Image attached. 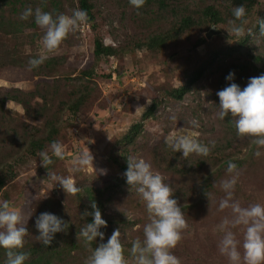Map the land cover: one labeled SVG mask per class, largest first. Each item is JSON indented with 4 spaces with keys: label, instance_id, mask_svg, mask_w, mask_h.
<instances>
[{
    "label": "rangeland",
    "instance_id": "374dc122",
    "mask_svg": "<svg viewBox=\"0 0 264 264\" xmlns=\"http://www.w3.org/2000/svg\"><path fill=\"white\" fill-rule=\"evenodd\" d=\"M115 1L89 0L93 4L95 30L93 31L87 23L81 25L68 35L58 50L47 54L48 58H66L65 64L58 69V78L68 80L80 75L81 71L93 70L92 82L97 86L94 94L96 99H92L93 103L91 102L89 110L74 118L76 127L69 132L66 142L63 143L65 147L63 160L55 157L53 163L46 168L41 165L38 156L19 158L16 163L11 162L14 177L1 190L0 203L8 201L10 206L19 209L22 224H25L30 216L25 249L39 243L36 240V228H31L30 222L35 224L41 213H59L70 218L79 214L74 194L65 193L59 183L53 187V182L48 179V173L64 177L73 176L77 186L87 185L92 179L107 177L115 179L121 176L117 167L110 164V155L115 151L120 152L122 148H119L118 141L132 124L141 121L142 132L135 144L128 148L126 156L135 154L146 161L156 145L162 140L165 142L168 135L178 132L181 127L188 128L193 118L199 121L200 126L195 129L199 136H203L216 125L218 109L215 107L217 89L214 72L217 65L227 62L228 59L222 55H215L230 48L238 38L234 39L231 34H226L215 27L219 33L207 39L206 34L210 29H193L161 51L137 49V43L145 36L138 25L139 12L134 11V7H126L124 0H118L122 6L116 5ZM223 1L228 3L232 0ZM61 2L62 11L59 14L71 15L73 10L79 9L78 0ZM259 5L257 12H260V9L263 12L264 0H260ZM257 15L251 18L252 22L258 18ZM154 26L159 31L169 28L167 23L158 25L155 23ZM154 26L149 29L156 30ZM24 29L17 46L20 48L22 61L26 62L29 58L43 53L44 29L37 27L35 32L38 34L37 37H31L32 30H28L27 27ZM96 37L104 45L120 49L118 55L96 59L93 54ZM254 47L257 52L261 51L258 45ZM121 49L128 50L125 52ZM200 67H207L206 71L201 79L192 85L188 95L181 101L166 98L158 105L152 117L142 120L143 113L150 107L153 99L161 100L163 89L181 87L188 80L187 76ZM44 81L45 78L33 76L27 67L0 69L2 92L9 89L29 92L36 84ZM60 92L62 93V90ZM5 112L7 116L23 114L20 105L14 102L6 103ZM173 114L177 117L175 121L170 119ZM25 122L30 121L25 119ZM251 140L250 137L242 136L231 150L219 156L221 159L235 157L243 160L242 167L237 168L239 177L234 199L245 207L250 203H264V155L257 158L249 154L247 149L251 147ZM86 147L94 157V168L70 172L73 159L81 152L87 151ZM261 151L264 152V149ZM153 165V170L160 173L158 171L160 169ZM213 170L214 168L210 169L211 174ZM160 174L173 191H176L172 184L174 177L163 171ZM210 176L207 173L196 182L186 180L188 184L184 185L179 194L178 205L187 209L185 218L188 227L182 232V238L172 252L180 258L182 264H228L227 259L218 251L220 234L215 231V226L222 218L231 215L230 209L223 211L218 209L219 201L224 197L219 182L228 178V174L226 170H221L209 181ZM91 182L93 181L89 183ZM205 192L212 193L213 198L208 200ZM101 197L104 216L117 218L121 222V242L124 253H127L133 240L143 239L142 206L134 204L138 195L134 189L124 185L113 187ZM34 216L36 218L33 220ZM116 229L107 227L106 230H101L105 234L104 242ZM97 241L100 242L99 237ZM54 249L58 255L53 264H79L81 258L85 260L90 255L79 234L65 239L58 237ZM129 261L131 264L130 259Z\"/></svg>",
    "mask_w": 264,
    "mask_h": 264
},
{
    "label": "trees",
    "instance_id": "16d2710c",
    "mask_svg": "<svg viewBox=\"0 0 264 264\" xmlns=\"http://www.w3.org/2000/svg\"><path fill=\"white\" fill-rule=\"evenodd\" d=\"M259 1L232 0L225 3L223 0H146L142 8H134V11L139 12L138 25H140L141 31L145 33L144 38L137 43V49L152 52L161 51L168 44L175 42L183 37L187 31L193 29L209 30L214 26L228 34L227 31L230 28L228 21L233 19L232 9L244 5L247 12L245 17L247 24L244 27L249 34L243 38H238L237 42L230 48L215 55H222L228 61L217 65L214 72L217 92L232 82L243 88L250 77L264 74V33L260 31L259 26V20L264 21V11L262 12V9H260V12H257L260 6ZM123 2L126 7H133L129 4V0ZM115 3L122 6L118 0ZM78 6L79 9L87 12V24L94 31L96 27L92 12L93 4L89 0H78ZM27 7H31L33 10L39 7L45 12L59 14L62 11V2L61 0H0V69L27 67L28 61L23 62L19 54L20 48L17 46L19 36L25 31V27L32 30L31 37L38 36L35 33L38 26L32 17L26 21L19 19L20 14ZM49 8H51V11H49ZM256 14H258V18L252 22L251 18ZM155 23L157 25L167 23L169 28L159 31L154 26ZM239 23L240 21H237V24ZM152 26L156 30L149 29ZM93 44V54L96 59L115 57L120 52L118 48L104 45L97 37L94 39ZM254 45H258L261 51L257 52ZM127 50L122 51L126 52ZM65 61L66 58L51 57L38 68L31 70L33 76L46 79V81L36 84L32 91L23 92L18 89L0 91V192L14 177L13 172H11V162L16 163L19 158L39 157L38 154L41 151H49L51 155L49 147L51 143L53 141L65 143L69 132L76 127L74 118L83 111L89 110L93 103L92 99L95 98L94 94L97 88L96 84L92 82L93 70L81 71L80 75L68 80L58 78V69L65 64ZM206 68L200 67L188 75V80L179 88L168 87L163 89L161 100H157L158 98L153 99L150 107L143 113L142 120L152 117L158 105L166 98L181 101L190 93L192 85L201 79ZM229 72L235 73L233 81L225 79ZM7 102L20 105L23 114H16L17 117H14L16 115L7 116L5 112ZM215 103V107L218 109V96H216ZM25 119L30 122H25ZM231 119V117H226L225 120H220L216 117V125L211 127L203 136H199V141L208 145L211 149L207 156L191 154L189 157L184 158L181 153L173 152L163 140L149 154L148 162L160 169L158 170L160 173L163 171L174 177L172 184L176 191H173V198L177 202L182 188L185 184H188L186 180L196 182L209 173L211 175L210 181L221 170H226L229 161L236 163L238 169L242 167L243 160L235 157H223V159L219 157L226 151L231 150L234 147L233 145L242 138L237 134L234 124L230 122ZM141 132L142 121L132 124L126 134L118 141L119 148H122L120 152L115 151L110 155V164L117 167L121 176L115 177V179L112 177L92 179L90 181L93 182L89 183V181L87 185H78L80 191L74 194V199L79 214L77 213L72 219L68 215L56 213L55 215L68 223L67 230L57 233L48 246H44L39 242L37 246L27 249L23 246L22 249H19L18 251L28 254V259L24 264H53V260L58 255L54 249L57 238L65 239L71 235H80L81 228L86 223L92 222L91 215L84 216L83 214L85 211L92 212L91 204L93 202L100 209L102 218L107 221V227L120 229L121 222L117 218L112 219L104 216L101 196L113 187L127 185L123 176L127 167L126 153L128 148L135 144ZM213 143L214 147L212 146ZM250 146L247 150L249 154L254 155L257 148L254 144ZM52 159L56 158L53 156ZM213 168L211 174L210 169ZM134 204L142 206L141 224L144 226L148 222L145 204L139 196ZM184 207L181 206V209L186 214L187 209ZM35 218L34 216L33 220ZM29 220L30 216L26 221V227L29 225ZM133 224L131 223V225ZM30 226L36 228L32 221ZM107 227L100 230H106ZM38 234L36 229L35 235ZM97 243L99 242L97 241ZM95 246L96 242H93L91 247L94 248ZM6 251V249L0 248V264H6ZM124 255L131 260L130 250ZM84 261L81 258L79 264H84Z\"/></svg>",
    "mask_w": 264,
    "mask_h": 264
},
{
    "label": "clouds",
    "instance_id": "9594fccd",
    "mask_svg": "<svg viewBox=\"0 0 264 264\" xmlns=\"http://www.w3.org/2000/svg\"><path fill=\"white\" fill-rule=\"evenodd\" d=\"M145 2L146 0H129V4L136 9L142 8ZM246 15L244 5L234 7L233 19L228 21L230 28L227 33L236 38L249 34L244 27L247 24ZM33 16L36 25L44 29L43 53L28 60L29 71L42 65L48 59V53L58 50L70 33L88 22V14L82 9H75L71 15H65L45 12L39 7L35 10L31 7L25 8L19 19L26 21ZM237 21L240 23L237 24ZM259 26L264 33V21L259 20ZM234 76L235 73L229 72L225 79L233 81ZM216 95L219 98L217 118L225 120L226 117H231L230 122L234 124L237 134L252 138L251 142L257 148L254 155L257 158L264 155L261 151L264 149V74L250 77L243 88L234 82L229 83ZM170 119L175 121L177 117L173 114ZM199 126V121L193 118L188 128L181 127L178 132L168 135L165 138L166 145L173 152H181L184 158L191 154L207 156L211 149L199 141V133L195 131ZM212 146L214 147V143ZM49 147L51 155L49 151L38 154L40 163L45 168L53 163V156L61 160L65 157V147L60 141H53ZM93 159L87 148V151L73 159L69 171L76 173L85 168H94ZM126 165L123 173L126 184L144 202L148 219L143 228V239L132 241L131 264H182L172 249L181 240L182 232L188 224L185 212L173 198L172 187L159 172L153 170L150 162L135 154L126 157ZM226 173L228 178L219 182L224 197L220 199L218 209H230L231 215L222 218L215 226V231L220 234L218 251L227 259L228 264H264V203L242 206L234 199L239 177L236 163L229 161ZM48 179L53 182V187L59 183L65 193L76 194L80 191L73 176L48 173ZM205 195L208 200L213 198L210 192H205ZM91 207L92 212L85 211L83 215H91L92 222L86 223L80 230V236L90 252L84 264H130L124 255L120 229L114 230L104 242L105 234L100 229L107 227V221L102 218L101 211L94 202ZM21 221L19 209L10 206L8 201L0 203V248L7 250L6 264H24L28 259L27 253L18 251L23 248L25 237L29 234L26 223L22 224ZM35 227L39 233L36 240L48 246L57 233L67 230L68 223L53 213L43 212L36 218ZM93 242H96L94 248L91 247Z\"/></svg>",
    "mask_w": 264,
    "mask_h": 264
},
{
    "label": "water",
    "instance_id": "95a60500",
    "mask_svg": "<svg viewBox=\"0 0 264 264\" xmlns=\"http://www.w3.org/2000/svg\"><path fill=\"white\" fill-rule=\"evenodd\" d=\"M214 27V26H213ZM211 27L210 30L207 32L206 34V38L209 39L211 37V35L215 34V33H219L218 30H216L215 28Z\"/></svg>",
    "mask_w": 264,
    "mask_h": 264
}]
</instances>
